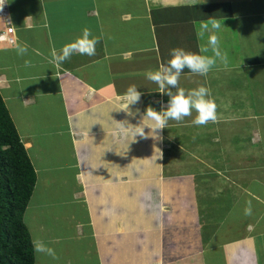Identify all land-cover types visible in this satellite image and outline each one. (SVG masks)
<instances>
[{
  "label": "crops",
  "instance_id": "obj_1",
  "mask_svg": "<svg viewBox=\"0 0 264 264\" xmlns=\"http://www.w3.org/2000/svg\"><path fill=\"white\" fill-rule=\"evenodd\" d=\"M8 5L16 42L30 46L21 57L15 44L0 42V91L37 172L24 215L32 239L67 264H264V0ZM210 19L221 29L204 30ZM85 27L99 38L96 54L51 62L52 50ZM213 34L227 65L218 60L206 77L185 69L179 87L210 89L219 124L194 125L195 111L185 118L201 129L185 161L184 121L169 120L156 136L130 129L148 107L161 111L169 100L145 73L176 47L212 55L200 50ZM131 85L142 93L130 106L135 116L119 111Z\"/></svg>",
  "mask_w": 264,
  "mask_h": 264
},
{
  "label": "clouds",
  "instance_id": "obj_2",
  "mask_svg": "<svg viewBox=\"0 0 264 264\" xmlns=\"http://www.w3.org/2000/svg\"><path fill=\"white\" fill-rule=\"evenodd\" d=\"M4 0H0V10L3 9ZM211 25L212 30L221 29V22L216 19H210L208 22L202 24L204 30H209ZM203 35V32L200 33ZM99 42V38L92 36L91 30L85 27L82 30V35L73 42L65 44L59 51V53L53 49L51 52L53 63L60 64L69 60L72 55L80 54L87 56H94L96 54V45ZM29 45L27 43L16 42L15 51L18 56H26L29 51ZM209 50L212 55H201L185 51V49L176 47L170 50V59L166 64H160L159 68L155 71H148L145 73L146 79L157 84L159 92L167 94L169 97L167 107L164 110L157 111L152 107H148L143 115V120L140 124L133 126L128 124L127 121H123L122 128L127 129L128 125L133 126L131 130L134 137H145L144 128L148 127L151 133L157 134V130H163L167 128L168 121L174 120L176 122H183L186 117H190L193 111L196 112L195 118L192 123L196 126H205L209 122L218 123L217 104L210 98V89L205 86H200L196 89L188 90L179 87V79L187 69L189 72L195 75L207 76V74L217 65L219 60L221 63L227 65L228 57L227 53L220 51V40L215 34L208 37V47L202 48V53H207ZM31 61L25 60V67H30ZM136 85H131L124 93V103L119 111L125 112L128 116H135L136 113L131 111L130 106L137 104L142 96V93L137 90ZM176 89L175 92L172 90ZM139 109H137V112ZM147 119L151 121V124H143V121ZM127 124V127L125 125ZM149 135V133H148ZM246 216L252 214L251 202H248V206L244 210ZM33 250L37 254H43L50 256L56 260L59 257L55 249L49 247L42 239H32Z\"/></svg>",
  "mask_w": 264,
  "mask_h": 264
},
{
  "label": "trees",
  "instance_id": "obj_3",
  "mask_svg": "<svg viewBox=\"0 0 264 264\" xmlns=\"http://www.w3.org/2000/svg\"><path fill=\"white\" fill-rule=\"evenodd\" d=\"M37 172L0 91V264H36L24 220Z\"/></svg>",
  "mask_w": 264,
  "mask_h": 264
},
{
  "label": "rangeland",
  "instance_id": "obj_4",
  "mask_svg": "<svg viewBox=\"0 0 264 264\" xmlns=\"http://www.w3.org/2000/svg\"><path fill=\"white\" fill-rule=\"evenodd\" d=\"M217 109H218V111L220 110V107H219V104H217ZM235 112H236V108L235 107H230V109H229V113L231 114V113H233V114H235ZM187 121H184L183 122V124H185L184 126H183V131L185 132H190L187 136H184V138L182 139V145H184L185 143H187V144H189L188 145V148H184V149H182L181 150V152H182V154L180 155L181 156V159L182 160H185L186 161V159L187 158H189L190 157V155H191V153L193 152V149H192V147H193V143H192V141L194 140V138H195V136H196V132L198 131V130H201L200 128H197V127H195V126H191V125H189V121L186 123ZM217 124H219V123H213L212 125L213 126H215V125H217ZM216 127H218V126H216ZM182 128H179V130H181ZM205 134H207V132L205 133H203V132H201V134H200V136H201V138L205 135ZM200 136L199 137H197L198 139L200 138ZM206 137L208 136V135H205ZM196 139V138H195ZM207 139L209 140V141H211V137H207ZM177 141H178V139H176ZM185 142V143H184ZM213 144H216L217 145V147H218V150H217V148L215 147V150L213 151V153L214 152H216L215 154H219L220 155V146H221V142L220 141H218V142H213ZM195 146H196V144H195ZM191 152V153H190ZM211 154V156H212V158L214 159L215 158V154ZM229 154V153H228ZM224 155H226L225 153H224ZM33 161V160H32ZM36 255V254H35ZM37 258V264H67V262L66 261H64L65 259H56V260H54V259H52L50 256H43V259H41L40 257H39V255L36 257Z\"/></svg>",
  "mask_w": 264,
  "mask_h": 264
},
{
  "label": "built area",
  "instance_id": "obj_5",
  "mask_svg": "<svg viewBox=\"0 0 264 264\" xmlns=\"http://www.w3.org/2000/svg\"><path fill=\"white\" fill-rule=\"evenodd\" d=\"M0 20L4 23L6 28L5 31H0V42L15 44V26L13 23L11 11L9 9L8 0H4L3 9L0 10Z\"/></svg>",
  "mask_w": 264,
  "mask_h": 264
},
{
  "label": "bare ground",
  "instance_id": "obj_6",
  "mask_svg": "<svg viewBox=\"0 0 264 264\" xmlns=\"http://www.w3.org/2000/svg\"><path fill=\"white\" fill-rule=\"evenodd\" d=\"M176 123V122H175ZM36 140V139H35ZM39 152V151H38Z\"/></svg>",
  "mask_w": 264,
  "mask_h": 264
}]
</instances>
